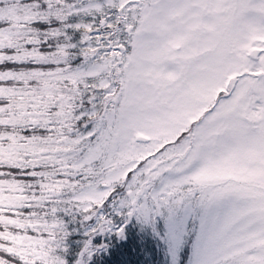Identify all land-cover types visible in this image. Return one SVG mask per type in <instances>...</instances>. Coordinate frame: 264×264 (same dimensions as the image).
<instances>
[{"label":"snow or ice","instance_id":"6c2138e0","mask_svg":"<svg viewBox=\"0 0 264 264\" xmlns=\"http://www.w3.org/2000/svg\"><path fill=\"white\" fill-rule=\"evenodd\" d=\"M264 264V0H0V264Z\"/></svg>","mask_w":264,"mask_h":264},{"label":"trees","instance_id":"16d2710c","mask_svg":"<svg viewBox=\"0 0 264 264\" xmlns=\"http://www.w3.org/2000/svg\"><path fill=\"white\" fill-rule=\"evenodd\" d=\"M127 237L124 241L112 237L108 240L113 249L119 248L120 251L130 249V264H167L163 258L165 254L160 241L152 236L149 229H141L139 223L133 220L127 227ZM187 251L186 249L183 252L181 264H185ZM93 264H111L110 254L98 255Z\"/></svg>","mask_w":264,"mask_h":264},{"label":"rangeland","instance_id":"374dc122","mask_svg":"<svg viewBox=\"0 0 264 264\" xmlns=\"http://www.w3.org/2000/svg\"><path fill=\"white\" fill-rule=\"evenodd\" d=\"M139 225L141 229H149L152 236L160 241L165 254L163 258L167 264H181L183 260L182 256H184L183 252L186 249L188 251L185 264H191L190 258L192 254V244L195 239V229L198 225V220L195 214H189L184 219L183 231L180 233V242L178 244H174L172 241L165 238L164 233L166 229L164 228L162 221L156 225L145 223H139Z\"/></svg>","mask_w":264,"mask_h":264}]
</instances>
